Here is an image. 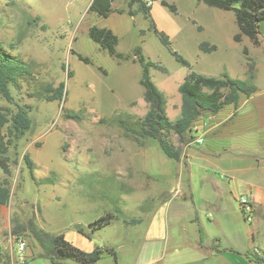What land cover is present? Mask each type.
<instances>
[{"label":"rangeland","instance_id":"rangeland-1","mask_svg":"<svg viewBox=\"0 0 264 264\" xmlns=\"http://www.w3.org/2000/svg\"><path fill=\"white\" fill-rule=\"evenodd\" d=\"M166 1L175 12L158 3L152 6L151 19L141 12L131 23L124 20L116 50L126 58L117 59L88 34L89 27L103 19L88 9L89 0H0V41L31 69V75L10 84L12 103L0 95L1 106L12 111L15 103L21 104L31 119V127L7 152L10 198L0 205V263L50 264L41 242L30 233L31 226L49 234L79 226L98 245L118 244L123 238L114 235L117 222L97 231L88 223L109 211L116 219H135L176 191L177 186L171 190V177L149 167L143 154L156 149L168 162L164 168L175 161L155 139L136 137L118 124L119 117L135 119L147 110L135 48L165 68L150 67L149 72L166 97L168 117L175 120L181 103L178 86L184 77L191 72L237 74L236 65L244 58L241 48L248 40H232L238 27L231 10L197 0ZM193 19L205 30H197ZM154 25L168 36L169 46L160 41ZM202 40L215 42L217 48H199L201 54ZM60 83L61 98L47 100L45 87ZM67 112L76 116L68 118ZM166 134L181 153L203 146L194 142L192 127L182 137L173 131ZM25 153L34 163L33 176L23 160ZM5 177L0 169V181ZM254 224L258 250L253 258L264 260V211ZM19 237L26 242L25 252L17 251Z\"/></svg>","mask_w":264,"mask_h":264},{"label":"crops","instance_id":"crops-1","mask_svg":"<svg viewBox=\"0 0 264 264\" xmlns=\"http://www.w3.org/2000/svg\"><path fill=\"white\" fill-rule=\"evenodd\" d=\"M127 1L113 0V10L97 26L108 28L119 37L124 20L131 23L141 14L136 3L129 8ZM158 3L161 5L160 0L150 4V19L152 6ZM129 9L137 11L129 14ZM263 22L259 24L257 43L247 36L237 42L232 35L236 43L246 38L248 42L241 48L244 58L236 65L238 73L230 77L248 81L255 90L249 94L238 93L235 104H225L216 112L206 111L194 122L192 129L197 135L194 142L203 145L201 149L189 151L188 147L179 161L173 159L175 164L170 168H164L167 161L156 149L144 152L146 164L160 175L165 173L171 177V190L177 186L176 191L148 211L144 210L136 223L114 219L96 228L97 231L117 222L114 235L123 238L118 244L98 245L91 237L78 232L75 224V230L57 231L55 234L62 233L66 240L84 251L90 252L96 247L105 250L96 262L65 259L63 264H258L253 259L254 250H258L253 222L264 211ZM192 24L199 31L205 30L194 19ZM201 42L217 48L215 42L202 40L198 43L199 51ZM199 137L203 139L201 143L196 141ZM242 194L250 196L253 202L255 214L251 222L244 219L237 200ZM1 241L2 233L0 246H3Z\"/></svg>","mask_w":264,"mask_h":264},{"label":"trees","instance_id":"trees-1","mask_svg":"<svg viewBox=\"0 0 264 264\" xmlns=\"http://www.w3.org/2000/svg\"><path fill=\"white\" fill-rule=\"evenodd\" d=\"M113 0H91L88 9L94 11L97 15L107 16L113 9L111 6ZM154 0H152L153 2ZM222 10H231L234 13L238 32L234 34V41H240L242 36H247L254 43L258 42L259 24L264 20V0H197ZM134 3L138 5V11L149 16L150 4L145 0H128L127 6L130 8ZM160 3L168 7L172 12L176 11L173 4L160 0ZM136 10V11H137ZM136 11L129 9V14ZM152 21V20H151ZM154 27V32L158 35L160 41L166 46L170 45L168 36L158 31ZM142 30V29H141ZM90 38L97 42L108 54L117 59H125L126 56L116 50L118 42L117 36L108 28L91 26L88 29ZM200 49L211 50L214 45H208L205 42L199 44ZM135 60L141 66L140 85L143 87V100L147 104V110L142 117L135 119L121 118L118 124L128 133L134 136L150 137L158 142V145L166 157L179 161L181 159V150L169 140L166 132L173 131L182 137L191 129L194 122L206 111L216 112L223 105L236 103L238 93L249 94L255 90V87L248 81L233 78L223 73L220 76H212L191 72L187 74L178 86L181 97L180 114L175 120H171L166 113V97L158 86L152 81L149 68L154 67L161 71L165 68L151 59H147L139 47L135 48L133 54ZM79 58L82 59L81 55ZM178 60L184 61L182 57L176 54ZM87 61L86 58H83ZM31 75L29 65L17 55L8 52L0 41V95L8 102H13V96L10 84L15 85L20 78ZM62 83L57 87L48 84L45 87L47 100L60 99L62 95ZM16 109L10 110L7 106L0 105V169L6 177L0 181V205L6 204L10 198V189L7 176L11 174L8 165L7 152L10 145H15L16 141L31 127V119L27 109L18 103H15ZM65 116L74 118V113L67 112ZM127 119V120H126ZM23 160L28 167L29 173L33 176L34 163L25 153ZM119 212L117 208L115 210ZM118 218L113 212H107L98 218L89 222V227L94 230L110 221ZM127 224L136 223L137 218L125 220ZM81 234L90 238V233L84 231L82 227L76 226ZM30 233L41 242L43 255L48 258L52 264H62L60 259H74L81 263H93L99 260L104 249L96 247L94 250L84 251L68 240L62 233L49 234L43 230L31 226ZM260 264H264L262 258H253Z\"/></svg>","mask_w":264,"mask_h":264},{"label":"built area","instance_id":"built-area-1","mask_svg":"<svg viewBox=\"0 0 264 264\" xmlns=\"http://www.w3.org/2000/svg\"><path fill=\"white\" fill-rule=\"evenodd\" d=\"M145 2L147 4L152 3V0H145ZM196 141L198 143H201L203 141L202 137L197 138ZM238 203L240 205L242 214L244 216V219L248 222L252 221L253 218V211H254V206H253V202L250 198V196L242 194L238 196ZM15 246L17 248L18 252H24L25 248H26V242L22 239V238H17L16 242H15ZM2 253V249L0 247V254Z\"/></svg>","mask_w":264,"mask_h":264}]
</instances>
